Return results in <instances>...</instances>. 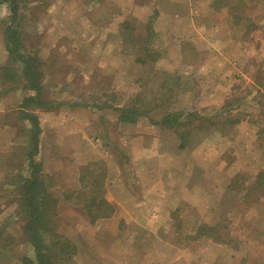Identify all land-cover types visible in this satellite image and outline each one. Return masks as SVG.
Listing matches in <instances>:
<instances>
[{"label":"rangeland","instance_id":"374dc122","mask_svg":"<svg viewBox=\"0 0 264 264\" xmlns=\"http://www.w3.org/2000/svg\"><path fill=\"white\" fill-rule=\"evenodd\" d=\"M12 2L15 13L0 0V264L33 256L19 198L30 137L23 111L42 128L36 158L55 200L42 237L53 263L264 264V160L252 143L228 140L241 119L257 116L264 149V96L238 104L234 89L220 110L207 95L208 70L233 41L247 46L264 90V0ZM23 59L33 60L32 82ZM134 105L145 116L118 119ZM170 112L197 117L176 129L160 125ZM220 123L229 127L214 131ZM138 193L150 208L131 205ZM90 196L112 213L92 221L83 209Z\"/></svg>","mask_w":264,"mask_h":264},{"label":"trees","instance_id":"16d2710c","mask_svg":"<svg viewBox=\"0 0 264 264\" xmlns=\"http://www.w3.org/2000/svg\"><path fill=\"white\" fill-rule=\"evenodd\" d=\"M13 0H10L11 12H16V7L13 5ZM14 31L11 28L6 29L7 41L12 45V49L17 53L20 42ZM19 57H22L17 53ZM25 66L23 68L24 76L28 80H33L35 76L32 67V59H23ZM32 100V99H31ZM37 105L47 106L48 103L45 101L38 100L35 102ZM42 106V107H43ZM118 119L125 122L136 121V119L141 116H145L139 107L131 106L126 108H120L118 111ZM197 113L194 112H170L165 114L160 118L158 122L160 125L166 126L167 128L176 129L178 127H183L188 123L185 120L196 119ZM21 118L25 120L30 125V137L28 139V150L26 157V175L23 176L22 188L20 193V207L21 212L25 218L24 223V233L29 240L32 249V257H23L21 264H55L51 256L50 247L46 243V239L42 237L45 230V217L50 215L55 204L54 198L48 192V183H46L41 175V164L37 160V155L39 153L40 138L42 133V128L40 125V120L36 114L32 112L21 113ZM185 136L181 135L180 147L184 148ZM81 194V193H80ZM83 209L88 213V216L92 221H95L102 217H107L112 213V206L102 198V197H84ZM215 226H208V231L215 230Z\"/></svg>","mask_w":264,"mask_h":264},{"label":"crops","instance_id":"0c3cea01","mask_svg":"<svg viewBox=\"0 0 264 264\" xmlns=\"http://www.w3.org/2000/svg\"><path fill=\"white\" fill-rule=\"evenodd\" d=\"M0 46L2 47V45L0 44ZM259 46L258 42H252V48L257 49ZM0 47V49H1ZM246 45H241V42L238 41H233L231 44V49H232V53H225V54H221V56L223 57V59H221L220 63H218V65H220L219 67L215 68L213 65L210 66V69L208 70V74H209V78H210V86H209V90L207 92V95L209 96V98H211V101L213 102V107H219L220 110L226 109L225 106L228 105L229 100L232 98V90H236L239 89L237 91V97H236V101L239 104L240 102H248L251 103L254 98H256V95H263L264 96V90L262 89L263 87L260 86V83L258 82V72L255 73L251 67H250V60H247V54H246ZM242 49V50H241ZM214 53V52H213ZM214 58L212 57V59H208V60H213ZM165 61V58L162 60H159V63L161 65V62L163 63ZM1 62V61H0ZM175 66L174 69H178L179 66L182 65V60H175ZM260 67V65H259ZM262 69H264V65H262ZM239 86V88H238ZM257 110V107H255ZM210 112V111H209ZM262 112V113H259ZM259 115L263 114L264 115V106L261 107V109H259ZM246 116V115H245ZM257 117V116H256ZM256 117H252L250 115H247L246 117H244L243 119H241V124L238 125V135L236 136H230L228 138V136L223 135L221 137H225L228 138V140L233 141L235 139L237 140H242L243 143H252V147H255L254 150L257 153L258 158H262L264 160V149L262 148V144L260 143L262 141V139L259 138L258 136V131H260L262 129V127H260V123L259 121L256 119ZM71 120V119H70ZM76 120V119H75ZM81 120V119H80ZM73 124L71 127L75 126L76 121H72ZM221 125H217L215 126V128H213L214 131L220 129V127H226L228 128V124L226 123H220ZM85 126V125H83ZM264 127V124L262 125ZM72 132H76V130H72ZM78 134L72 135V136H77ZM83 134L81 133L80 136H82ZM64 138V136H63ZM162 138H164L163 135H158V142H161ZM43 140L45 139L44 137L42 138ZM50 142L53 143H57L59 141L57 140H50ZM222 142L225 143L224 140H222ZM62 143H59L58 145H61ZM180 144H181V140H180ZM179 144V147H180ZM185 144V143H184ZM40 145H41V141H40ZM88 145V144H87ZM160 145V143H159ZM186 146V145H185ZM184 146V148H185ZM80 147V146H79ZM162 147L165 148V145L162 144ZM181 148V147H180ZM244 151H249L250 148L245 145ZM62 149L68 153L72 152V149L69 147H66L63 144ZM76 151L79 150L78 149H74ZM145 174V173H144ZM136 176H138L140 179L143 180L144 175H142V177H140V173H136ZM142 186H144V183H141ZM150 185V184H149ZM151 186V185H150ZM115 188L117 189V186H115ZM151 190H153L154 192H156V190L154 189V187H150ZM110 190H112L110 188ZM144 190V187L142 189V191ZM160 192V191H159ZM111 193V192H109ZM128 194H130V197H132V193L128 192ZM144 195H145V191H144ZM138 197L143 198V195L140 196L139 193L137 195V197L135 196L133 199L136 201H131V205L133 207H135V209H137L138 207L141 210L144 209H148L150 208V206H146V203H142V201L140 200V198L138 199ZM108 200L110 201V203L113 205L114 209L116 208L117 210L119 209L120 205L117 203L118 199L116 198V193H111V195L108 196ZM122 208V207H121ZM115 209V210H116ZM117 217H119V214L117 213Z\"/></svg>","mask_w":264,"mask_h":264}]
</instances>
